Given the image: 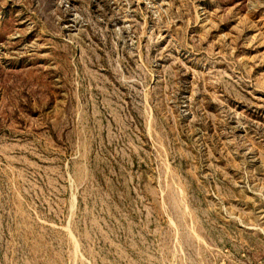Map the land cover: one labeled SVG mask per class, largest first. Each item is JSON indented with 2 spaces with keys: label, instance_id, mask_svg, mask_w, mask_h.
Returning <instances> with one entry per match:
<instances>
[{
  "label": "rangeland",
  "instance_id": "1",
  "mask_svg": "<svg viewBox=\"0 0 264 264\" xmlns=\"http://www.w3.org/2000/svg\"><path fill=\"white\" fill-rule=\"evenodd\" d=\"M0 264H264V0H0Z\"/></svg>",
  "mask_w": 264,
  "mask_h": 264
},
{
  "label": "bare ground",
  "instance_id": "2",
  "mask_svg": "<svg viewBox=\"0 0 264 264\" xmlns=\"http://www.w3.org/2000/svg\"><path fill=\"white\" fill-rule=\"evenodd\" d=\"M251 14H252V12H251Z\"/></svg>",
  "mask_w": 264,
  "mask_h": 264
}]
</instances>
